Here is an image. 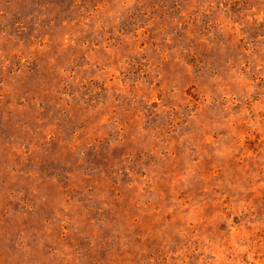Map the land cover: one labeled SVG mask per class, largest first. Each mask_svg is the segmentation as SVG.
Here are the masks:
<instances>
[{"label": "rangeland", "instance_id": "1", "mask_svg": "<svg viewBox=\"0 0 264 264\" xmlns=\"http://www.w3.org/2000/svg\"><path fill=\"white\" fill-rule=\"evenodd\" d=\"M0 264H264V0H0Z\"/></svg>", "mask_w": 264, "mask_h": 264}]
</instances>
